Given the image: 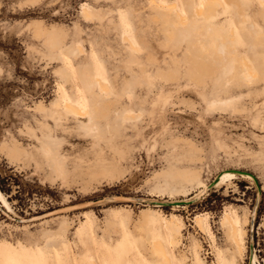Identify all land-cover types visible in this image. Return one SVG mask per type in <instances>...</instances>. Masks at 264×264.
<instances>
[{"label":"rangeland","instance_id":"1","mask_svg":"<svg viewBox=\"0 0 264 264\" xmlns=\"http://www.w3.org/2000/svg\"><path fill=\"white\" fill-rule=\"evenodd\" d=\"M200 3L0 0V190L9 207L0 204V264H163L154 240L172 264H264L263 76L224 73L207 37L209 25L223 27L249 60L253 43L232 30L264 34V9L257 0H223L205 19L188 11ZM176 11L189 13L187 25L175 26ZM94 99L109 109L103 117L65 111L67 102L88 107ZM228 172L236 178L216 186ZM212 181L185 207L122 199L192 201ZM52 211L60 212L18 221ZM171 216L183 228L174 247L163 229Z\"/></svg>","mask_w":264,"mask_h":264},{"label":"bare ground","instance_id":"2","mask_svg":"<svg viewBox=\"0 0 264 264\" xmlns=\"http://www.w3.org/2000/svg\"><path fill=\"white\" fill-rule=\"evenodd\" d=\"M186 1V0H185ZM201 1V0H200ZM211 1V2H210ZM254 1H256V0H254ZM258 1V7L259 8H262V9H264V0H257ZM223 2V0H202V4H201V6L200 7H198V8H196V7H194L192 4H189V8H188V11H190L191 13H193V12H195L196 14H200L201 15V17L202 16H204L205 17V19H211V18H213L216 14H215V10H216V8H217V6L219 5L220 6V4ZM257 3V2H256ZM223 4V3H222ZM196 6V5H195ZM84 9V8H83ZM81 12H82V10H81ZM91 12V11H90ZM170 11H168V13H169ZM172 12V11H171ZM170 12V13H171ZM85 13V15L86 16H88L89 15V13L88 12H84ZM194 13V14H195ZM189 14V13H188ZM187 14V15H188ZM171 15V14H170ZM187 15H186V11H184V14H179V13H177V11H176V13H175V15H174V18H173V23L175 24V26L176 25H180L181 23H186V25H187ZM165 17L166 18H168V16L165 14ZM196 17V16H195ZM239 17H240V20H242L243 22H249V21H246V19L243 17V16H241V15H239ZM198 18V17H197ZM199 19V18H198ZM236 19H237V17H236ZM85 20V19H84ZM166 20V19H165ZM170 20L171 19H169V23H171L170 22ZM200 20V19H199ZM167 21V20H166ZM235 22V21H234ZM252 22V21H251ZM172 24V23H171ZM35 25H36V23H35ZM173 25V24H172ZM185 25V26H186ZM35 27V26H34ZM38 27V26H37ZM37 27H35V28H37ZM40 27V26H39ZM251 27H252V29H254V30H258V28H257V26H256V22H254L253 21V24L251 25ZM249 28V27H248ZM37 29H39V31H40V28H37ZM190 29H192V27L190 28ZM194 29V28H193ZM204 29V28H203ZM231 30V29H230ZM230 30H229V32H230ZM39 31H37V32H39ZM198 31V30H197ZM36 32V33H37ZM168 32V31H167ZM207 32H208V36L207 37H209V39H210V46L212 47V49H214V52L219 56V58H220V60H221V62H224V64L223 65H225V68L223 69V71H224V73L225 72H229L231 75L232 74H234V76H240V75H242L244 78H246V79H251L253 76H255V75H257V76H263V81H264V69L261 67V69L262 70H260L259 72H258V70L255 68V63H256V65L259 63V64H261L262 63V60L264 59H260L259 60V58H257V57H255L256 55H258L261 51H264V50H260V49H262V45H264V34L263 33H254V34H252L250 31H248V29H246V28H243V29H241V27H238L237 25H235V27L233 28V30H232V33H234V34H238L239 35V38H240V40H242L244 43H245V46H246V44H249L250 45V43H253L252 45H254V48L252 47V49H250V50H248L247 49V51H245L246 53H247V56L249 57H254V59H247V57H245L244 55H241V54H238L237 52H236V49L234 48V46L231 44V42L232 41H230V35L228 34V30H225L223 27H218V28H216V27H214V26H212V25H209L208 27H207ZM42 33V32H41ZM50 33V32H49ZM39 34V33H38ZM43 35V34H42ZM197 35H198V33H197ZM39 36V35H38ZM53 37V36H52ZM54 37H56V36H54ZM197 37V36H196ZM199 37V36H198ZM197 37V38H198ZM61 38V37H60ZM60 38H58V39H60ZM202 38V37H201ZM231 38H232V36H231ZM233 38H235L234 37V35H233ZM238 38V39H239ZM196 39V38H195ZM203 39V38H202ZM201 39V40H202ZM205 39V38H204ZM54 40V39H53ZM56 40V39H55ZM62 40V38L60 39V41ZM193 40V39H192ZM191 40V41H192ZM198 41V40H197ZM52 42V39H51V41H50V45L51 46H53L54 47V45H55V43H51ZM195 42V41H194ZM202 42H204V44H205V41H202ZM240 42V41H239ZM59 43V42H58ZM192 43H193V41H192ZM199 43V44H198ZM48 44V45H49ZM57 44V43H56ZM207 44V43H206ZM259 44H260V47H259ZM262 44V45H261ZM196 45H201V49L202 48H204L205 49V47H203L202 45L203 44H200V42H197L196 43ZM251 45V46H252ZM57 46V45H56ZM59 46V45H58ZM192 46V45H191ZM194 46H195V44L193 45V48H194ZM209 46V47H210ZM262 46V47H261ZM50 47V46H49ZM249 47V46H248ZM259 47V48H258ZM51 48V47H50ZM192 48V47H191ZM200 48H199V50H200ZM196 49V48H195ZM203 49V50H204ZM207 49V48H206ZM198 50V51H199ZM203 50H201V51H203ZM209 50V49H208ZM197 51V52H198ZM205 51V50H204ZM207 51V50H206ZM78 52V51H77ZM208 52V51H207ZM189 53V52H188ZM200 53V52H199ZM203 52H201V54H202ZM214 53V54H215ZM264 53V52H263ZM204 54V53H203ZM213 54V53H212ZM189 55H190V53H189ZM187 56H188V54H187ZM194 57V56H193ZM197 57H199V56H197ZM249 57V58H250ZM190 58H192L191 56H189V59ZM195 58V57H194ZM215 58H216V56H215ZM200 59V58H199ZM204 59V58H203ZM203 59H202V57H201V60L203 61ZM187 60H188V58H187ZM208 60V59H207ZM216 60H218V57L216 58ZM260 61V62H258L257 63V61ZM190 61H191V59H190ZM189 61V62H190ZM195 61H196V58H195ZM194 61V62H195ZM200 61V60H199ZM205 61H206V59H205ZM193 62V65H192V67L194 66V63ZM201 62V61H200ZM197 63H198V59H197ZM204 63V62H203ZM219 63H220V61H219ZM190 64H192V61H191V63ZM199 64V63H198ZM202 64V63H201ZM205 64V63H204ZM259 64H258V66H259ZM264 64V63H263ZM206 65V64H205ZM220 65V64H219ZM200 66V65H199ZM188 67H190V65H188ZM196 67V65L194 66V68ZM202 67V66H201ZM264 67V66H263ZM194 68H192V72H194ZM197 68V67H196ZM200 68V67H199ZM201 69H203V68H201ZM205 69H206V67H205ZM188 71L190 72V70L188 69ZM197 71H198V69H197ZM196 70H195V72H197ZM195 72H194V74H195ZM203 73H204V71H203ZM207 73V72H206ZM206 73L205 74H203L202 76H204V75H206ZM189 74H191V73H189ZM188 74V75H189ZM192 76H193V73L191 74ZM191 76V77H192ZM254 78H256V77H254ZM261 78H259V79H261ZM233 79V78H232ZM253 79V78H252ZM200 80H202V78L200 79ZM198 81H199V79H198ZM99 82V81H98ZM84 83L85 84H88V81L87 80H84ZM91 84V83H90ZM99 87H100V90L101 91H103V92H105L106 93V95H108L109 94V92H110V89L108 88V86L107 85H105L103 82H99ZM64 108H65V111L66 112H68V113H72V114H74V115H76V116H78V118H80V119H87L88 118V120L90 121L92 118H96V117H98V116H104V115H106L108 112H109V109L107 108V106L106 105H101L96 99H94V100H92V102H91V104L88 106V107H82V106H80V105H75V104H72V103H70V102H67V103H65V106H64ZM125 118H129L128 116L126 117L125 116ZM9 155L10 156H15L16 155V152L14 151V150H9ZM236 173V172H235ZM237 174H241V173H237ZM242 177H244V178H246V179H250L249 178V176H242ZM196 178V177H195ZM236 178V175L234 174V173H223L222 175H220L219 176V181H218V179L215 181V183H217V181H218V183H217V185L216 186H220L222 183H225V182H229V181H231V180H233V179H235ZM243 178V179H244ZM204 187V186H203ZM211 187H212V185H211ZM210 187V188H211ZM116 200H122L121 198H116ZM115 200V201H116ZM184 202H187V201H184ZM154 203V205H159V204H157L156 202H153ZM0 204L2 205V207L3 208H5V209H8L9 207H8V204H7V202H6V200H5V197L3 196V194H2V192L0 191ZM173 204V203H172ZM222 224L223 225H226V224H231L232 226H231V228H230V232H229V237L235 242V244H239L238 243V233H237V227L234 225V224H232L231 223V219H230V217L228 216V215H225L224 216V218H223V220H222ZM195 225L198 227V228H200L201 230H205L204 229V225H203V219H202V217H200V216H198V217H196L195 218ZM152 229V226H149L148 227V230H151ZM163 229H164V231L167 233V235H168V237H169V239H168V243H169V245L171 246V247H174L178 242H177V238L180 236V234H181V231L183 230V228H182V225L173 217V216H171L170 218H168V219H164V222H163ZM238 246V245H237ZM239 248V247H238ZM152 250H153V252H154V254L156 255V256H158L162 261V263L163 264H172V257H171V255L169 254V252L167 251V248H166V246H165V244L163 243V241H161V240H154V242H153V244H152ZM89 264H94L93 262H90Z\"/></svg>","mask_w":264,"mask_h":264},{"label":"water","instance_id":"3","mask_svg":"<svg viewBox=\"0 0 264 264\" xmlns=\"http://www.w3.org/2000/svg\"><path fill=\"white\" fill-rule=\"evenodd\" d=\"M232 172H236V173H243V174H247V173H244V172H239V171H232ZM249 175L254 181H255V178L251 175V174H247ZM218 176V175H217ZM216 176V177H217ZM216 177L213 179V181L216 179ZM213 181L206 187V189H204L196 198H194L192 201H187V202H184V201H176L177 203H173L175 205H178L180 207H185L187 205H190L192 203H195L196 201H198L205 193H207L211 188V185L213 183ZM260 196H261V191H260V188L259 186H257V196H256V199H255V204H254V207H253V210H252V213H251V219H250V227H249V249H250V253H249V257L251 258V252L253 250V228H254V221H255V216H256V212H257V207L259 205V200H260ZM120 198V197H119ZM122 199H125V200H128V202H135V203H139V204H148V205H153L154 203L153 202H156L157 204L160 205V207H170L172 206V203L171 202H166V201H156V200H151V199H144V198H122ZM60 211H52V212H49V213H46V214H43V215H40V216H37V217H33V218H30V219H26V220H18L19 222H22V223H27V222H32V221H37V220H40V219H44V218H47V217H50V216H53V215H56L57 213H59ZM2 213L7 217L9 218L10 220H13L15 221L14 218L10 217L7 213L3 212Z\"/></svg>","mask_w":264,"mask_h":264},{"label":"crops","instance_id":"4","mask_svg":"<svg viewBox=\"0 0 264 264\" xmlns=\"http://www.w3.org/2000/svg\"><path fill=\"white\" fill-rule=\"evenodd\" d=\"M259 8V7H258ZM260 10H263L262 8H259V12H262ZM262 18L264 19V13H261ZM139 45V44H138Z\"/></svg>","mask_w":264,"mask_h":264},{"label":"trees","instance_id":"5","mask_svg":"<svg viewBox=\"0 0 264 264\" xmlns=\"http://www.w3.org/2000/svg\"><path fill=\"white\" fill-rule=\"evenodd\" d=\"M1 191V190H0Z\"/></svg>","mask_w":264,"mask_h":264}]
</instances>
